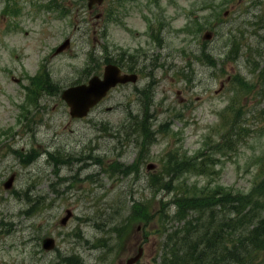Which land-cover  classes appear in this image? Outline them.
Listing matches in <instances>:
<instances>
[{"label":"rangeland","instance_id":"rangeland-1","mask_svg":"<svg viewBox=\"0 0 264 264\" xmlns=\"http://www.w3.org/2000/svg\"><path fill=\"white\" fill-rule=\"evenodd\" d=\"M106 54L138 82L83 119L39 98L100 76ZM0 155V264H126L139 246L137 264H156L164 237L199 218L189 205L167 232L161 213L180 218L177 199L203 189L227 200L208 206L217 219L248 213L231 238L245 242L264 217V0H0ZM170 164V189L156 187ZM244 256L264 264L250 244Z\"/></svg>","mask_w":264,"mask_h":264},{"label":"trees","instance_id":"trees-1","mask_svg":"<svg viewBox=\"0 0 264 264\" xmlns=\"http://www.w3.org/2000/svg\"><path fill=\"white\" fill-rule=\"evenodd\" d=\"M24 108H22L23 111ZM141 132L146 133V130H141ZM165 168L170 177L160 178L154 185L169 190V184L176 178L179 167L170 164L166 165ZM263 186L264 181H255L252 184V190L259 191ZM184 194L188 195L187 199ZM217 194H219L218 191L207 189L199 192L198 197L190 193H183L174 205V211L182 214L180 218L174 220L172 216H169L170 211L168 210L161 213L160 228H165L167 232L168 229L165 225L168 221L185 222V212L189 205L195 207L199 218L184 223L174 233L164 237L159 245L160 256L159 262L156 264H244L246 259L244 254H246L249 244L255 248V251H264V240L260 239L264 235V217L257 218L254 220L255 224L250 225L249 238L245 242L242 240L241 243H234L231 240L234 235L232 230L236 233V230L240 229L242 219L248 213L242 215V212H236V217L232 220L217 219L216 211H209L208 206L213 205L214 201H227L226 199H216ZM221 196L225 197L226 195L222 194ZM260 205L264 206V197L263 203ZM200 207L201 211L199 210ZM187 226L188 230L186 231Z\"/></svg>","mask_w":264,"mask_h":264},{"label":"water","instance_id":"water-1","mask_svg":"<svg viewBox=\"0 0 264 264\" xmlns=\"http://www.w3.org/2000/svg\"><path fill=\"white\" fill-rule=\"evenodd\" d=\"M105 0H86L87 8L91 10L94 6L101 5ZM204 40H210L211 34H206ZM69 40H66L59 46L54 54L58 55L67 49ZM137 77L130 75H122L120 69L114 65H108L104 68V74L100 78L93 76L87 83L69 87L62 92L61 98L69 108V115L73 119L85 118L89 112L96 107L117 85H125L127 83H136ZM154 165L149 164L147 170H153ZM14 176H10L3 184L4 189L12 188ZM71 217V212L67 211L65 218L60 224L64 226ZM139 230V228H138ZM55 247V241L52 238H45L42 241V249L44 251H51ZM143 255L142 247L137 249V253L126 260V264H137Z\"/></svg>","mask_w":264,"mask_h":264},{"label":"flooded vegetation","instance_id":"flooded-vegetation-1","mask_svg":"<svg viewBox=\"0 0 264 264\" xmlns=\"http://www.w3.org/2000/svg\"><path fill=\"white\" fill-rule=\"evenodd\" d=\"M121 59V58H120ZM103 60V72H102V74L100 75V78L103 76V74H104V68L105 67H107L108 65H114V66H117L119 69H120V71H121V74L122 75H130V76H136L137 77V81H136V83L138 82V78L140 79V76H141V74H142V71L141 70H136L135 68H133L132 69V67H131V65H133L132 63H130L129 65H126L124 62H123V60L121 59V60H119V59H117L116 57H111L109 54L107 55H105V57L102 59ZM132 62H134V64H135V67H137V65H136V62L135 61H132ZM134 66V65H133ZM136 83H134V84H136ZM19 84H21V83H19ZM134 84H132V83H127V84H125V85H119L118 87H126V86H130V85H134ZM23 88H25V86H22ZM118 87H116V88H118ZM44 92V91H43ZM111 92L109 91V93H108V95L110 94ZM43 95H47L48 97H51V101L52 100H55V99H57L58 101L60 100V99H62L61 98V95H62V93L60 94H58V96H54L53 94H51L49 91H45L42 95H39V98L41 99L42 97H43ZM107 95V96H108ZM107 96H106V98H107ZM105 98V99H106ZM105 99H103L99 104H98V106L105 100ZM47 102H49V100L47 99L46 100ZM97 106V107H98ZM19 109H22V108H19ZM41 109H43V108H41ZM29 156L28 157H32V154L31 153H29L28 154ZM49 159L48 160H51V159H53L54 161H55V158H56V151H53L52 153H50L49 152ZM2 159H3V156L2 155H0V162L2 161ZM37 158H35L34 159V162H35V160H36ZM11 176H14V175H11ZM7 181V180H6ZM5 181V182H6ZM4 182V183H5ZM4 188V187H3ZM45 239V238H44ZM43 239V240H44ZM34 240V236L32 237V239H31V241H33ZM42 240V241H43ZM42 241H41V247H42ZM139 246V245H138Z\"/></svg>","mask_w":264,"mask_h":264}]
</instances>
